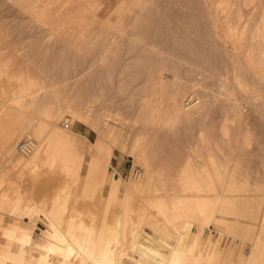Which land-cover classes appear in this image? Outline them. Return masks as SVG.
<instances>
[{
	"label": "rangeland",
	"instance_id": "rangeland-1",
	"mask_svg": "<svg viewBox=\"0 0 264 264\" xmlns=\"http://www.w3.org/2000/svg\"><path fill=\"white\" fill-rule=\"evenodd\" d=\"M224 1L0 0V125L3 127L0 137H15L11 153L0 139V199L4 192L12 194L15 190L16 196L34 200L39 210L48 211V207L54 206L64 211L65 222L76 213L77 220L95 225V230L102 227L109 230L111 225L115 229L117 221H124L121 205L124 188L133 181L143 184L149 174L147 182L131 192L128 206L132 225L129 220L128 224L133 229L127 225L132 232L129 234L122 228L123 233L119 226L123 234L119 232L121 245L116 253L120 252V264H139L146 257L151 264H158L136 245L142 243L163 252L167 248L161 244L168 241L172 246L169 251L177 245L173 238L182 236L178 229L184 222L178 223V231L165 224L163 217L156 216L154 201L170 202L171 196L183 194L179 186L181 177H198L197 181H204L213 169L221 178L217 187L222 199L228 200L233 211L225 215L217 213L222 219L226 216L227 223L221 221L227 226L212 224L201 229L194 222L188 229L183 224L182 231H189H185L187 237L183 236L187 239L182 241L185 243L182 249L186 247L182 252L188 261L191 257L205 258L212 250L217 255L219 252L214 264L250 262L257 242L264 240L261 229L264 225V81L248 66L244 52H229L224 44L215 42L214 31L224 35L225 18L233 23L240 17L238 27L246 26L250 42L256 25L264 24V0L251 5H244L242 0H227L228 8L223 12L217 5ZM100 32L105 36H100ZM103 52L106 54L104 73H97V69L85 72L90 60ZM27 73L34 77L41 75L52 86L45 95L40 90L36 99L23 96L15 100L16 110L12 109V115L2 119L11 100L22 93ZM235 78L245 80L248 91L239 89L234 84ZM176 89H184L180 107L188 113V119L168 118L167 98ZM144 97L149 110L146 114L141 110L145 106ZM191 98L197 104L185 109ZM89 101L95 108L87 109ZM77 114L84 115L98 128L80 122ZM38 125L41 126L38 138L29 135ZM54 125L70 132L72 139H87L77 181H72L73 176L65 175L59 167L29 169L25 161L30 154L18 150L26 139L32 140L35 147L40 142L44 144ZM100 134L112 147L108 179L103 181L98 177L97 182L85 183L86 164ZM144 149L145 159L133 162L131 151L139 154ZM146 165H149L148 174ZM136 171H140L139 177H135ZM116 173L121 188L112 197L110 185ZM143 212L146 220H140ZM24 216L0 208L3 226L17 223L27 226V238L34 243L43 241V230L49 228L46 216L38 213L23 220ZM101 223L104 226L100 227ZM229 223L230 231L225 228ZM164 229L167 234L166 230L163 233ZM167 235L172 239H165ZM194 235H197L195 240ZM136 239L138 243L134 242ZM191 241L197 245H191ZM0 242H5L1 229ZM132 244L136 247L129 250ZM188 246H192L193 252ZM186 250L192 256L186 255ZM32 254L38 255L34 251ZM73 258L74 264L81 262ZM51 260L55 264L62 262L58 256H52ZM188 261L186 264L191 263Z\"/></svg>",
	"mask_w": 264,
	"mask_h": 264
},
{
	"label": "bare ground",
	"instance_id": "bare-ground-1",
	"mask_svg": "<svg viewBox=\"0 0 264 264\" xmlns=\"http://www.w3.org/2000/svg\"><path fill=\"white\" fill-rule=\"evenodd\" d=\"M135 1L138 2V0H135ZM256 1L257 0H242L244 5L255 4ZM36 2H34V3H36ZM228 4L229 3L226 0V1H224V4L218 3L217 6H220L221 10L223 12H225V10L228 8ZM29 8H31V7H29ZM225 19H226L225 22L227 24L225 33H224V35H220L216 31H214V37L216 39L215 42L218 41V42L224 44L225 47L229 50V52L230 51H232L233 53H235L237 51L244 52V56L247 60L248 66L255 72L256 75H258V77L261 80L264 81V24L261 23V25L259 24L258 27L256 25V27L254 28V31H252V36H250L251 40L249 42V40H247V36H246V28H245L246 26H243L242 28L238 27L239 26L238 24L240 22V17L237 18L236 22L234 21L235 23L234 22L232 23L228 18H225ZM99 34H100V36L101 35L105 36V34L103 32H100ZM105 61H106V54L104 52L102 54L97 55L96 57L94 56V58H92L90 60L89 65H88L85 72H87L88 70L94 71L95 69H97L96 70V71H98L97 73L101 74L102 70L105 69V68H103L104 67L103 64H105ZM102 73H104V72H102ZM80 74H82V73H79V75ZM84 74H86V73H84ZM38 76L39 77L36 76L37 77L36 78L34 76H31V74H29V73L26 74V79L23 83V88L21 90L22 93L20 95H18V97L11 100L12 103L7 106L8 107L7 110L6 109L4 110L5 113L2 112V113H4L3 116H1L2 119L10 117L12 115V113H11L12 109L14 111V109L17 108L14 105H18V101L15 102V100L20 99L21 97L23 98V96L29 97L30 99H36L40 93L39 92L40 90H41V92H44V95H45L46 90L50 86H52L51 82L48 83L46 78H42L41 75H38ZM99 76H101V75H99ZM238 78H235V80L233 79L234 84L239 89H241L242 91H248L249 87L244 82L245 80L243 81V79L240 80ZM66 80H67V78H66ZM55 84H57V83H55ZM183 93H184V89H176V90L172 91L167 98L168 118L172 121L180 120L182 118L188 119L187 118L188 113L186 112V114H185L184 111L182 112V110H181L182 108L180 107L182 95H184ZM64 101H68V99H64ZM146 101H147V99L144 97L143 102L145 104H143V106L144 105L145 106H144V108H141V110L143 109L142 111H144L145 114L149 112V110L147 112L148 106L146 105V103H147ZM148 102H149V99H148ZM195 104H197V103H194L192 106H194ZM4 105L6 106V104H4ZM92 105H93V102L89 101L86 104L87 109L88 110L92 109V107H94ZM192 106H190V107H192ZM190 107H187L185 109H188ZM142 114H141V116H142ZM104 116L108 117V115H104ZM76 118L82 123L90 125L91 127H95V129L98 128V126L96 124L91 123L92 121L91 122L88 121L87 118L82 114H77ZM190 119H191V117H190ZM42 121H45V120H42ZM33 129H32L33 132L30 131L32 134H30V132H29V135H32V136L38 138L41 126L38 125V126L34 127ZM2 130H3V127L0 125V133L2 132ZM1 138L3 140L2 146L7 150V152L11 153L13 151L12 148H13V144L15 142V140H14L15 137L11 136V135L10 136L4 135V137L2 136V137H0V139ZM85 146H86V141L84 139H82L80 137H78L77 139H72V134L70 132L65 131V130L54 125L50 137L48 139H46V142L44 144H42L40 142L35 147V143H34V148L32 149V151L30 153H28V154H30V157L28 159H26V161H25L26 166L29 169L30 168H36V167H44L47 169H54V168L59 167L62 172H65V175L69 174V175L73 176L74 180H72V178H71L72 181H77L78 177H79V170L81 169V167L84 164ZM3 147H2V150L5 151V149H3ZM93 151L90 154V159L87 161V164H86L87 165V173L84 175L85 183H88V182L90 183V181H95L98 177H99V180L107 181V179H108L107 170H108V167L110 165V158L112 156V147L110 145H108V143H106L105 136L103 134L102 135L100 134L98 136L96 142L94 143ZM143 155L145 156V149L142 152H140L139 154H134V151L132 150L131 154L129 156L133 160V162H135L136 160L139 161L138 159H140V158L145 159V157ZM16 160H17L16 161L17 163L20 162V159L18 157ZM145 168L147 169L146 171L148 174L149 173L148 172L149 171V169H148L149 165H146ZM185 169H187V168H185ZM212 171H213V169L210 171V173L208 175H206V178H204V181H201L200 179L197 181L198 177L197 178H189V177H184V176L181 177L179 186L181 187L180 190H181V192L183 191V194L171 196L172 200H170V202H168V203H165L163 201H158V200L154 201V208H156V216L163 217V218H161V217L160 218L164 219L165 224H169L170 226H172L174 228V230L179 228L178 223L179 222L181 223V221L184 222L183 224L185 226H187L188 229H189L190 225L194 222H195V224L197 223L196 225H198L199 228H201V229L204 227H211L212 224L217 225V226L221 225V224H222V226H224V225L227 226V224H224L225 222L227 223V221H225V220H227V218H225L226 216L223 217L225 219L224 220L220 216L218 217L217 213H219V214L222 213L225 215L227 213L229 214V212L233 211V209L231 210L230 207H232V206L228 204V200L223 201V199H222L223 197L221 196L222 193L220 194V192H221L220 187H217L219 185V181L221 180V178L216 173L215 170L213 172ZM148 176L150 177L149 174L146 177L148 178ZM147 178L145 179V182H143V184L147 182L146 181ZM222 180H223V178H222ZM95 182H97V181H95ZM95 182H92V183H95ZM220 183H222V181ZM143 184H140V185L143 186ZM140 185L133 181L132 184H130L129 186H127L125 188L123 187L125 192H124V196L122 197L121 205H122V208L124 210V213L122 212L124 214L123 215L124 221H117L115 223V227H114L115 229H113V226L111 225L112 229L110 226L109 230L108 229H105V230L102 229V228H104V227H102V225L104 226V224H102V223L100 225V227H102L100 230L99 229L95 230V228H94L95 225L93 226V224L89 225V226L85 225L82 222V220H77L78 217L76 216L77 215L76 213L72 217V220L71 219H70V221L66 220V222H65L64 218L66 217L65 216L66 213L64 211L58 210L54 206L48 207L49 208V209L47 208L48 211L45 209H44L45 211L41 210V209L39 210L37 204L31 198H29V197L28 198H20L19 195H17V196L15 195V194H17V192L15 190L12 193L13 195L9 194L7 192H4L2 194V199H0V208L8 210L11 213L18 212L22 215H25L23 217V220L24 219L27 220V219L33 217V215L36 216V214L41 213L44 216H46L47 225L49 226V228H46L43 230L44 240L43 241H37V243H34L29 238H27V234L29 232V228L27 226H22V225L17 223L11 227H5L2 225V220L0 219L1 236L5 240V242H3V243L0 242V264H55L51 260L52 256H58L62 261V262H59L60 264H74L72 261V257L80 259L79 261H81V262L79 264H120V262L118 260L120 252L116 253V251H117L116 248L118 245H121L120 244L121 243L120 233L123 232L122 228H125L126 230H128L129 234H130V232H132V231H130L133 228H132V226H130L131 222L129 219H131V218L129 217L130 212H129L128 202L130 200L131 192L134 193L135 191H137V189L141 188ZM110 186L112 187L111 195H112V197H114V195H115L114 191H116V189H119V187L121 188V184H120L117 173L112 178V184ZM138 186H140V187L138 188ZM75 198H77V197L75 196ZM74 203L75 202H73V205H76V203L75 204ZM76 209L74 208V212H76ZM78 210L79 209H77V211ZM146 212H148V211H146ZM78 213H79V211H78ZM119 213H121V212H119ZM233 213L234 212H232V215H233ZM148 214L149 213H147V216H148ZM139 215H141V214H139ZM119 216H118V218H119ZM123 216L121 217V219L123 218ZM130 216H132V214H130ZM144 216L146 217L145 212L142 213L140 220H142L144 218ZM128 220H129L130 224H128L129 223ZM133 220H134V218H133ZM144 220H146V218H144ZM157 220H159V219H157ZM213 220H215L214 223H213ZM221 220H224V223H222L223 221H221ZM159 221H161V220H159ZM159 221H157V222H159ZM164 221H162V222H164ZM230 221H231V219H230ZM261 222H262V220H261ZM137 223H138V221H137ZM183 224L181 225V227L184 229L185 226H183ZM231 224H232V221H231ZM262 224H264V223H262ZM262 224H261V226H262ZM106 225H108V224H106ZM127 225H129L131 227L130 230H129L130 227ZM134 225H135V223H133V226ZM163 225L164 224L162 223V226ZM119 226L121 227L120 228L121 232L119 231ZM138 226H139V224L137 225V227ZM165 226L168 230L169 226L167 227V225H164V227ZM228 226L230 227V223ZM126 227L127 228L129 227V228L127 229ZM140 227H141V225H140ZM158 227H160V226H158ZM229 227H225V228H228L227 230L230 231L232 228L231 227L229 228ZM105 228H106V226H105ZM182 228L178 229L179 230L178 234H180V235L182 234V236L178 237V239H177L176 237L178 235H176V237L173 238V239L177 240V242L174 240V242L177 245H175V247L173 246V248L170 249L169 251H168V248H171L172 246L170 245L171 243L169 244L168 241H166L164 244H161V246H163L162 248H164V246L167 248V249H163V252L158 250V248L147 246V245H144L142 243L140 244L141 246L139 244L138 245H136L135 243L134 244L137 247L138 246L142 247L144 254H146L147 256H150L158 264H186L188 261V260H186V257L188 258V256L185 257L184 253L182 252V250L185 251L184 249L186 248L185 247L184 249H182L184 247V246L182 247V245L185 244V243H183L184 242L183 239L184 240L187 239V238L186 239L184 238L188 234V232H185V231H189V230L188 229L187 230L185 229V231L183 230L186 233L185 234L182 231ZM261 229L264 230V225H263V228H261ZM165 230L166 229L163 230L164 234H165ZM178 230H176V231H178ZM168 231L170 232L171 230L169 229ZM168 231L166 232V234L168 233ZM225 231H226V229H225ZM123 233H121V234H123ZM155 233H156V230H155ZM95 234H96V237H95ZM125 234H127V232ZM129 234H127V235H129ZM132 234L135 235L136 233H134V231H133ZM137 234H138V232H137ZM167 236L165 237V239L166 238H168V240H170L169 238L172 239V237H170V235L168 237ZM195 236H197V235H194L193 239L197 238ZM125 237H128V236L125 235ZM134 237H132L130 239L135 240ZM137 239L134 242H137ZM125 240H126V238H125ZM257 240H259V239L257 238ZM122 241H123V238H122ZM154 242H156V241H154ZM194 242L195 241H193V242L191 241V243H192L191 245H194ZM125 243H127V242H125ZM130 243H129V245H130ZM134 244H132V246L130 247L131 249L129 248V250L133 249L132 247L135 246ZM195 245H197V244H195ZM126 246H128V244ZM27 247H29L30 249H27ZM188 247H190V246H188ZM190 248H188L189 251L193 252L192 250H194V249H192V246ZM193 248L196 249V247H193ZM33 251L37 252L38 255H33L32 254ZM191 252L188 253V251H187L186 252L187 254L186 253L185 254L188 255V254H191ZM211 253H212V250H211ZM211 253L208 255H205L206 256V257L204 256L205 258H202L201 256H200L201 258H197V257L193 258V257H191L193 254L192 253L190 256L192 259L191 258H190L191 260L189 259L191 261L190 264H203V263L204 264H214L215 263L214 260H216V259L218 260L219 252H218V255H217V252H215L216 254L215 253L211 254ZM123 254H125V253H123ZM29 256L32 257L34 260L29 259L28 258ZM75 258H73V259H75ZM123 258H125V257H123ZM190 261H188V263ZM249 261L250 262H248L247 264H263V262H264V240L263 239L259 240L257 242L255 249H253V252H252V255H251ZM139 264H151V262L146 257V258H144V260L142 262L140 261Z\"/></svg>",
	"mask_w": 264,
	"mask_h": 264
},
{
	"label": "built area",
	"instance_id": "built-area-1",
	"mask_svg": "<svg viewBox=\"0 0 264 264\" xmlns=\"http://www.w3.org/2000/svg\"><path fill=\"white\" fill-rule=\"evenodd\" d=\"M193 104L194 103L192 101V98L189 99V101H187L186 108L192 106ZM65 126L68 128L69 124L66 123ZM33 148H34V142L30 139L29 140L26 139V140L22 141L18 146V150L24 155H27L28 153H30ZM139 176H140V171H136L135 177H139Z\"/></svg>",
	"mask_w": 264,
	"mask_h": 264
},
{
	"label": "crops",
	"instance_id": "crops-1",
	"mask_svg": "<svg viewBox=\"0 0 264 264\" xmlns=\"http://www.w3.org/2000/svg\"><path fill=\"white\" fill-rule=\"evenodd\" d=\"M84 140H86L87 141V139L86 138H83ZM25 220V219H24ZM33 236V235H32ZM139 262V261H138Z\"/></svg>",
	"mask_w": 264,
	"mask_h": 264
}]
</instances>
